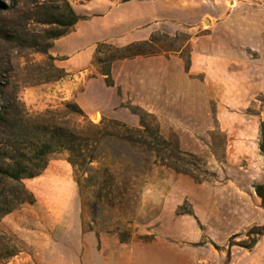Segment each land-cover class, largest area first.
Wrapping results in <instances>:
<instances>
[{
	"label": "rangeland",
	"instance_id": "rangeland-1",
	"mask_svg": "<svg viewBox=\"0 0 264 264\" xmlns=\"http://www.w3.org/2000/svg\"><path fill=\"white\" fill-rule=\"evenodd\" d=\"M81 1L0 0V102L13 121L58 107V123L68 126L66 102L75 103L73 95L85 77L106 71L114 58L174 46L164 36L131 49L99 46L86 74H69L48 49L55 32L72 26L67 4ZM60 14L66 24L47 22ZM263 100L264 95L251 96L243 110L231 105L230 113L240 117L232 121L264 115ZM74 109L82 126L83 115ZM131 109L140 116L136 125L88 116L95 123L103 120L106 134L96 159L108 172L89 170L84 176L107 184L85 182L80 193L73 165L59 152L49 156L39 174L23 179L32 200L0 218V264H43L47 251L51 264H78L81 229L160 240L178 248L173 255L180 254L181 264H264V231L258 233L264 205L254 188L264 182V162L257 143L239 124L197 134L195 125L180 124L163 136L153 113L134 104ZM178 130L195 136L180 142ZM60 250H76V261ZM153 254L146 264H162L160 259L174 264L168 255Z\"/></svg>",
	"mask_w": 264,
	"mask_h": 264
},
{
	"label": "crops",
	"instance_id": "crops-1",
	"mask_svg": "<svg viewBox=\"0 0 264 264\" xmlns=\"http://www.w3.org/2000/svg\"><path fill=\"white\" fill-rule=\"evenodd\" d=\"M72 7L78 18L54 39L48 54L77 77L92 66L99 46H146L157 36L174 44L114 58L106 71L85 77L73 95L85 114L136 125L134 104L155 115L163 136L180 124L195 125L196 134L239 124L264 162L259 148L264 115L235 122L239 115L229 111L264 95V0H83ZM178 132L180 142L195 136ZM79 238L78 261L76 250H60L78 264H146L152 253L182 263L180 254L173 255L176 246L157 239L122 241L111 231L82 229ZM51 257L47 251L43 264H51Z\"/></svg>",
	"mask_w": 264,
	"mask_h": 264
},
{
	"label": "trees",
	"instance_id": "trees-1",
	"mask_svg": "<svg viewBox=\"0 0 264 264\" xmlns=\"http://www.w3.org/2000/svg\"><path fill=\"white\" fill-rule=\"evenodd\" d=\"M67 7L69 15L67 22L68 25H73L78 16L72 5L67 4ZM64 19L65 15L60 14L47 22L64 25L66 24ZM63 34L64 32H55L53 36L57 38ZM74 106L83 115L84 124L82 126H78L79 123L74 120L73 113L77 112ZM66 108V112L71 114L68 126L58 123L60 110L58 107L46 109L33 116L24 113L19 119L13 121L8 109L0 102V218L24 201L32 200V193L25 187L23 179L39 174L45 168L49 156L54 152L65 153L66 159L73 165L75 181L80 193L85 182L93 186L108 183L103 178L97 180L84 176L89 170L98 173L100 169H103L108 172L106 166L96 159L99 144L106 134L103 133L100 125L103 122L102 119L106 117H102L99 123H95L88 118L76 102H66ZM114 120L116 119H107L109 122ZM262 134L264 137V121ZM259 148L264 156V140ZM94 160H97L98 164H93ZM254 188L262 197L264 205V182L256 184ZM101 197L98 198L101 199ZM111 197L108 191L106 199L111 200ZM262 231H264V222L258 233ZM119 237L122 241L130 239L129 236ZM254 242L255 238H252L246 246H251Z\"/></svg>",
	"mask_w": 264,
	"mask_h": 264
}]
</instances>
